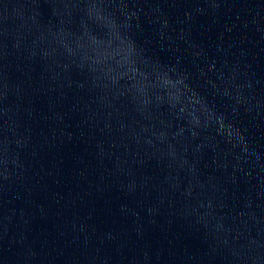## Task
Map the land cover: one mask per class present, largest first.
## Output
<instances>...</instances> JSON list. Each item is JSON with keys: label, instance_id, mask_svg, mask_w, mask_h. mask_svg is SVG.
<instances>
[{"label": "water", "instance_id": "water-1", "mask_svg": "<svg viewBox=\"0 0 264 264\" xmlns=\"http://www.w3.org/2000/svg\"><path fill=\"white\" fill-rule=\"evenodd\" d=\"M0 264H264V0H0Z\"/></svg>", "mask_w": 264, "mask_h": 264}]
</instances>
